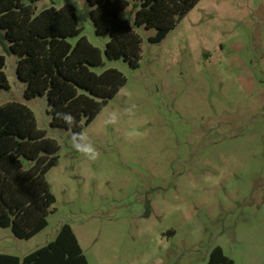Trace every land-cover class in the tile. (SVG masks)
Segmentation results:
<instances>
[{
	"label": "rangeland",
	"instance_id": "rangeland-1",
	"mask_svg": "<svg viewBox=\"0 0 264 264\" xmlns=\"http://www.w3.org/2000/svg\"><path fill=\"white\" fill-rule=\"evenodd\" d=\"M69 5L102 52L94 71L116 69L127 84L84 127L100 153L91 162L71 147V131L52 127L46 98L25 99L17 57L0 45L11 86L0 105H27L60 147L47 175L57 200L49 226L31 240L0 228V254L23 259L69 225L89 264H207L216 247L236 264H264V0H201L159 44L127 9L121 18L142 39L137 69L107 58L110 36L96 34L87 0L35 8ZM112 111L116 125L105 123ZM137 123L147 135L129 140Z\"/></svg>",
	"mask_w": 264,
	"mask_h": 264
},
{
	"label": "trees",
	"instance_id": "trees-1",
	"mask_svg": "<svg viewBox=\"0 0 264 264\" xmlns=\"http://www.w3.org/2000/svg\"><path fill=\"white\" fill-rule=\"evenodd\" d=\"M42 0H0V45L17 57V76L26 85L27 101L46 98L52 127L80 132L126 86L116 69L101 74L102 52L79 27L74 6L54 7L37 13ZM98 36H110L109 60H124L137 69L142 59V39L121 14L135 13V26L155 30L151 44L163 42L201 0H87ZM77 38L76 44L71 39ZM0 51V90L11 86ZM71 113L78 126L69 129L56 113ZM60 147L39 130L33 111L25 104L0 105V228L11 229L19 240H31L48 226L57 200L47 180ZM0 264H89L69 225L57 239L21 259L0 254ZM207 264H236L223 248L212 250Z\"/></svg>",
	"mask_w": 264,
	"mask_h": 264
},
{
	"label": "clouds",
	"instance_id": "clouds-1",
	"mask_svg": "<svg viewBox=\"0 0 264 264\" xmlns=\"http://www.w3.org/2000/svg\"><path fill=\"white\" fill-rule=\"evenodd\" d=\"M131 95V93H129ZM136 105H131V108H124V113L128 115L129 120H135L136 117ZM58 119L63 120V122L68 126L69 129L75 128L78 126L76 118L67 112H58L56 113ZM121 120L120 114L117 111H112L110 117L105 121L106 124L116 125ZM147 133L145 131H141L138 123L133 124L126 132L125 136L129 140H138L143 139ZM87 140V143H83ZM71 147L81 155H83L87 160L91 162H95L100 153L94 146L86 131L73 132L70 137Z\"/></svg>",
	"mask_w": 264,
	"mask_h": 264
}]
</instances>
